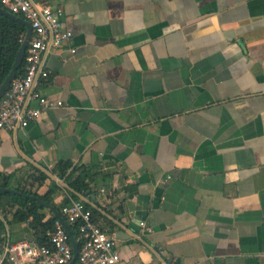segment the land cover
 Masks as SVG:
<instances>
[{
  "label": "crops",
  "instance_id": "crops-1",
  "mask_svg": "<svg viewBox=\"0 0 264 264\" xmlns=\"http://www.w3.org/2000/svg\"><path fill=\"white\" fill-rule=\"evenodd\" d=\"M44 1L72 31L39 85L62 104L0 130L1 187L84 199L121 264H264V0ZM15 210L0 246L36 242Z\"/></svg>",
  "mask_w": 264,
  "mask_h": 264
},
{
  "label": "built area",
  "instance_id": "built-area-1",
  "mask_svg": "<svg viewBox=\"0 0 264 264\" xmlns=\"http://www.w3.org/2000/svg\"><path fill=\"white\" fill-rule=\"evenodd\" d=\"M5 10L26 19L32 34L24 52V67L16 74L0 97V130H23L37 118L41 110L62 104L51 100L39 89L50 70L45 54L68 43L72 31L62 23L63 9L44 0H0ZM25 34L20 36L23 42ZM74 53L75 48L69 47ZM67 224H77V242H80L73 264H121V255L113 233L104 230L93 218L92 207L82 198H69L59 209ZM142 230L150 231L144 220ZM47 243L28 240L6 242L0 246V264H67L73 257V247L62 222L55 218L47 231Z\"/></svg>",
  "mask_w": 264,
  "mask_h": 264
},
{
  "label": "trees",
  "instance_id": "trees-1",
  "mask_svg": "<svg viewBox=\"0 0 264 264\" xmlns=\"http://www.w3.org/2000/svg\"><path fill=\"white\" fill-rule=\"evenodd\" d=\"M25 33L26 26L22 22L0 13V84L8 74L14 61L15 55L21 45V41L19 38ZM23 67L24 57L17 69V74H21L23 72ZM69 166V161H59L55 167V170L59 175L64 176L65 179L68 180L69 185L74 189H86L87 184L80 177L69 180L68 176L65 175V171ZM44 178L45 175L41 174L38 178V182L41 183ZM6 183V181L4 183L0 182V186H6ZM16 189L21 190L22 192L27 194L39 196L44 200H49L48 193L39 195L35 191H32L30 189L21 187H16ZM5 207H16L15 215L20 220L31 218L36 223V243H47V231L50 230L52 222L56 217L52 215V217L43 220L44 213L41 211V209L44 206L41 202L31 198L30 196L0 190V208ZM92 212L93 214H95V210L93 208ZM68 226L74 237H77V224H69ZM78 244L81 245L80 242H78Z\"/></svg>",
  "mask_w": 264,
  "mask_h": 264
},
{
  "label": "water",
  "instance_id": "water-1",
  "mask_svg": "<svg viewBox=\"0 0 264 264\" xmlns=\"http://www.w3.org/2000/svg\"><path fill=\"white\" fill-rule=\"evenodd\" d=\"M0 13L6 15V16H9L11 18H15L17 19L18 21L22 22L25 26H26V33H25V38L23 40V42H21V45L15 55V58H14V61L12 63V66L8 72V74L6 75L5 79L3 80V82L0 84V97L4 94V92L7 90L11 80L15 77V75L17 74V69L18 67L20 66L21 62H22V59L24 57V52H25V49H26V46H27V42L32 34V27L30 25V23L24 19L23 17L21 16H18L14 13H11L7 10H5L3 7L0 6ZM0 190H3V191H10V192H18V193H21V194H25V193H22L20 191H17L13 188H9V187H1L0 186ZM28 195V194H27ZM31 196L32 198H35L37 199L38 201L44 203L45 205H47L48 207H50L55 216L62 222L63 226L65 227L67 233L69 234V238H70V242L72 244V247H73V257L72 259L67 263V264H73L77 258V255H78V251H79V244L78 242L76 241L74 235L71 233L70 231V228L66 222V220L63 218V216L52 206V204L44 201L43 199H41L40 197H36L34 195H29Z\"/></svg>",
  "mask_w": 264,
  "mask_h": 264
}]
</instances>
